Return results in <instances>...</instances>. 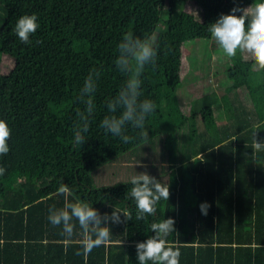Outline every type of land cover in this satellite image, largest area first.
Instances as JSON below:
<instances>
[{
	"label": "trees",
	"instance_id": "1",
	"mask_svg": "<svg viewBox=\"0 0 264 264\" xmlns=\"http://www.w3.org/2000/svg\"><path fill=\"white\" fill-rule=\"evenodd\" d=\"M187 1L0 0V62L4 54L13 61L0 72V119L11 128L10 151L0 157L6 169L0 175V264H137L135 244L153 235L151 223L169 217L175 232L168 241L179 249L180 264H264V149L255 148V139L264 142V68H250L240 55L227 67L224 123H217L211 99H199V108L193 101L184 113L177 97L182 46L196 23L183 7ZM209 1L220 14L259 2ZM24 14H36L39 22L30 45L12 32ZM128 32L157 46L156 64L141 77V99L157 107L143 130L127 129L132 139L123 143L99 122L125 79L113 61ZM92 70L100 71L96 112L87 141L74 146L73 127L83 111L78 91ZM241 87L246 102L237 93ZM143 144L161 154L165 177H155L169 185L170 195L154 215L136 220L126 196L129 179L96 186L91 173ZM63 185L68 190L60 193ZM65 198L101 213L123 210L132 220L111 225L110 241L85 256L78 226L68 241L47 220L48 209L62 207Z\"/></svg>",
	"mask_w": 264,
	"mask_h": 264
},
{
	"label": "clouds",
	"instance_id": "2",
	"mask_svg": "<svg viewBox=\"0 0 264 264\" xmlns=\"http://www.w3.org/2000/svg\"><path fill=\"white\" fill-rule=\"evenodd\" d=\"M38 28L37 15L24 14L16 20L12 32L21 44L30 45ZM208 32L225 58L234 59L240 55L264 68V0L252 3L247 8L233 7L228 14L221 13L215 22L208 25ZM116 49L113 63L125 79L116 94L106 100L107 114L100 120L99 127L105 134L128 143L132 137L126 134L127 129L143 130L146 119L157 107L153 100L141 99V77L146 66L156 64L158 51L150 38H140L132 32L122 36ZM99 79L100 71H89L79 88L78 100L83 105V111L79 113L73 127L74 146L81 147L88 139L89 117L96 112L94 97ZM10 136L8 122L0 119V157L10 151ZM255 148L264 149V142L255 139ZM5 171L0 166V175ZM128 182L131 188L127 190L126 196L134 203L136 220H145L154 215L158 203L169 199V185L147 172L132 175ZM67 190L66 185L59 188L60 193ZM199 211L201 216H206L207 206L201 205ZM47 220L53 228H59L68 241L76 236L78 226L80 249L87 256L94 248L110 241L111 225L126 224L132 220V215L114 208L110 213H101L89 202L65 198L62 207L53 206L48 209ZM150 232L153 235L135 244L137 264H180L179 249L168 241V237L175 232L174 219L169 217L151 223Z\"/></svg>",
	"mask_w": 264,
	"mask_h": 264
},
{
	"label": "rangeland",
	"instance_id": "3",
	"mask_svg": "<svg viewBox=\"0 0 264 264\" xmlns=\"http://www.w3.org/2000/svg\"><path fill=\"white\" fill-rule=\"evenodd\" d=\"M184 6L194 16L196 23L190 27L192 39L182 46L180 68L182 83L177 89V97L187 115L191 112L193 101L199 108V99L203 103L209 99L213 100L212 108L216 121L222 124L226 121L228 113L225 111L222 100L226 92L225 87L229 83V80L225 78V70L239 55L234 59L225 58L211 38L208 25L215 22L220 15V11L213 6L211 1L189 0L183 4ZM249 62L250 68H260L250 60ZM12 65V59L4 54L1 57L0 72H7ZM237 93L242 100L247 101L244 87L238 88ZM160 155L159 152L155 153L153 148L145 144L133 147L122 155L96 167L91 173L93 184L100 186L127 180L140 172H147L151 176L159 174L158 176L164 178L165 176L160 174L162 165H164Z\"/></svg>",
	"mask_w": 264,
	"mask_h": 264
}]
</instances>
